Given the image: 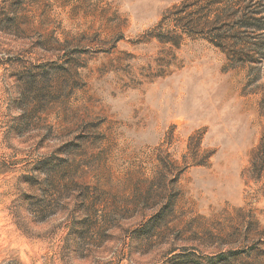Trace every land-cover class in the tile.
<instances>
[{
    "label": "rangeland",
    "instance_id": "1",
    "mask_svg": "<svg viewBox=\"0 0 264 264\" xmlns=\"http://www.w3.org/2000/svg\"><path fill=\"white\" fill-rule=\"evenodd\" d=\"M0 264H264V0H0Z\"/></svg>",
    "mask_w": 264,
    "mask_h": 264
},
{
    "label": "trees",
    "instance_id": "2",
    "mask_svg": "<svg viewBox=\"0 0 264 264\" xmlns=\"http://www.w3.org/2000/svg\"><path fill=\"white\" fill-rule=\"evenodd\" d=\"M222 13H219L214 21L209 22L208 20L200 21V19L193 20L190 22L183 23L184 29L189 36L196 32L197 27L203 25L207 26V35L204 37L213 47L221 51L226 59H253L251 53L255 51L254 42H246L240 36V32L233 29H226L225 25H221L223 22ZM251 19V17H246ZM177 46L178 43H175Z\"/></svg>",
    "mask_w": 264,
    "mask_h": 264
}]
</instances>
